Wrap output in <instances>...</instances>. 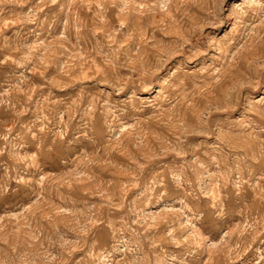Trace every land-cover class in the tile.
<instances>
[{
  "label": "rangeland",
  "instance_id": "374dc122",
  "mask_svg": "<svg viewBox=\"0 0 264 264\" xmlns=\"http://www.w3.org/2000/svg\"><path fill=\"white\" fill-rule=\"evenodd\" d=\"M0 264H264V0H0Z\"/></svg>",
  "mask_w": 264,
  "mask_h": 264
}]
</instances>
